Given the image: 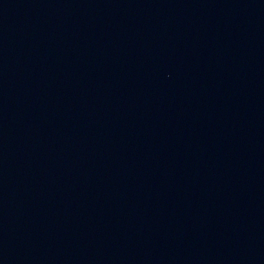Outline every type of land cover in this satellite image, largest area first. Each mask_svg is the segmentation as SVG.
Returning a JSON list of instances; mask_svg holds the SVG:
<instances>
[{"label":"water","instance_id":"water-1","mask_svg":"<svg viewBox=\"0 0 264 264\" xmlns=\"http://www.w3.org/2000/svg\"><path fill=\"white\" fill-rule=\"evenodd\" d=\"M0 264H264V0H0Z\"/></svg>","mask_w":264,"mask_h":264}]
</instances>
